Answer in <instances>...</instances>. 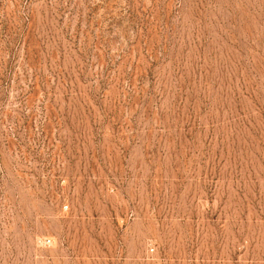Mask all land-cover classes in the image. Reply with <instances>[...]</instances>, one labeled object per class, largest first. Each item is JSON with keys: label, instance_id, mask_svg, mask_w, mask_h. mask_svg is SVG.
Segmentation results:
<instances>
[{"label": "rangeland", "instance_id": "obj_1", "mask_svg": "<svg viewBox=\"0 0 264 264\" xmlns=\"http://www.w3.org/2000/svg\"><path fill=\"white\" fill-rule=\"evenodd\" d=\"M0 264H264V0H0Z\"/></svg>", "mask_w": 264, "mask_h": 264}, {"label": "built area", "instance_id": "obj_2", "mask_svg": "<svg viewBox=\"0 0 264 264\" xmlns=\"http://www.w3.org/2000/svg\"><path fill=\"white\" fill-rule=\"evenodd\" d=\"M38 243L42 246H48L50 245L51 241L49 239H41V240H38Z\"/></svg>", "mask_w": 264, "mask_h": 264}]
</instances>
